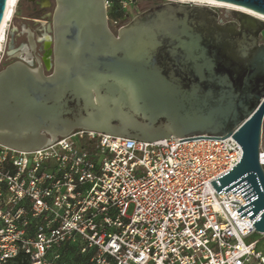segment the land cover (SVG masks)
Wrapping results in <instances>:
<instances>
[{
	"label": "water",
	"instance_id": "water-1",
	"mask_svg": "<svg viewBox=\"0 0 264 264\" xmlns=\"http://www.w3.org/2000/svg\"><path fill=\"white\" fill-rule=\"evenodd\" d=\"M264 16V0H215ZM8 0H0V28ZM170 1L136 15L118 33L105 0H55L53 48L0 70V144L45 148L83 129L157 142L233 138L243 154L211 182L241 192V218L264 234V20ZM32 51H36L30 33Z\"/></svg>",
	"mask_w": 264,
	"mask_h": 264
},
{
	"label": "built area",
	"instance_id": "built-area-1",
	"mask_svg": "<svg viewBox=\"0 0 264 264\" xmlns=\"http://www.w3.org/2000/svg\"><path fill=\"white\" fill-rule=\"evenodd\" d=\"M138 2L105 0L114 33ZM233 136L149 143L79 129L35 151L0 144V264H264L258 217L241 218L240 191L211 184L241 160Z\"/></svg>",
	"mask_w": 264,
	"mask_h": 264
},
{
	"label": "rangeland",
	"instance_id": "rangeland-1",
	"mask_svg": "<svg viewBox=\"0 0 264 264\" xmlns=\"http://www.w3.org/2000/svg\"><path fill=\"white\" fill-rule=\"evenodd\" d=\"M168 0H139V2L137 3L136 6L130 8L128 10V19L129 21L127 23H129L136 15L140 14L141 12L145 11L146 9L154 6L157 3H165ZM172 1H177V0H172ZM193 1L190 0H186L183 2H178L181 4H190V3H195ZM37 4L34 3V1H30V0H18V2L16 3L15 7H14V12H13V16L11 18V20L8 22L7 25V39L5 41L2 42L1 48H0V70L2 69L4 63L6 62V60L8 59V54L9 55H14L15 52L17 50H19L20 48H22V44L25 43V37H22L21 39L16 41V44H14L16 47L12 46V42H11V32H14L15 30L17 31L16 34H18L22 28L24 27H28L31 29V31H33L36 35V37L39 39L42 34H45V32H40V29H42V27H37L34 28L30 25H27L28 23H32L30 21H27L25 19H36V14H41L40 12H34L33 10H29V8L34 9V7ZM213 7V6H211ZM215 8L217 11H219L221 13V16H223L224 14H226V10H228L227 8H223V7H213ZM114 10H117L119 12L120 8L118 3H115L114 6ZM122 13V12H121ZM39 20L42 21V26H46L45 24V20L46 19H42V18H38ZM30 26V27H29ZM261 40L264 43V31L261 35ZM11 48V49H10ZM16 61V59H11L9 58V64L11 62ZM264 154V152H263ZM133 212V206H131V208L129 209V215H131ZM253 240H258L260 243V249L262 251H264V234L261 233H256L253 237Z\"/></svg>",
	"mask_w": 264,
	"mask_h": 264
},
{
	"label": "flooded vegetation",
	"instance_id": "flooded-vegetation-1",
	"mask_svg": "<svg viewBox=\"0 0 264 264\" xmlns=\"http://www.w3.org/2000/svg\"><path fill=\"white\" fill-rule=\"evenodd\" d=\"M30 1H34V3H36L37 5L34 7V9L29 8V10H33L36 13L40 12L41 14H36V16H35L36 19H25L27 21L32 22V23H28L27 25L31 24V26L34 28L42 27V29H40V32L44 31L45 34H42V36L38 39L36 37L35 33L33 31H31V29L28 27L22 28V30L18 34H16V32H17L16 30L14 32H11V42L13 44L12 46L16 47L14 44H16V41L21 39L22 37H25V43L22 44L23 45L22 48L17 50L14 55L8 54V57H7L8 59L4 63L2 69H4L5 67H7L9 65V58L17 60V58H15V55H17L18 53H21L23 59H26V51H28L29 53H31V57H30L29 61L32 62L33 67H38L39 66L38 59H41L45 73L49 75L53 72V67L51 68L50 71H48L43 59H44L45 54L48 53L53 48V45H52L53 33L49 30V28L52 25L53 13H54V9H55V0H45L48 2L46 4V6L43 5L44 0H30ZM160 4H163V3H157L150 8H153V7L158 6ZM150 8H148V9H150ZM148 9H146V10H148ZM221 17H222L224 22H228V21L232 20V17H230V16L227 17L225 14ZM38 18L46 19L45 20L46 26H42L41 25L42 21L39 20ZM30 33H33V37L35 40V44H36L35 45L36 46L35 52L32 51V47H31V43H30V37H31Z\"/></svg>",
	"mask_w": 264,
	"mask_h": 264
},
{
	"label": "bare ground",
	"instance_id": "bare-ground-1",
	"mask_svg": "<svg viewBox=\"0 0 264 264\" xmlns=\"http://www.w3.org/2000/svg\"><path fill=\"white\" fill-rule=\"evenodd\" d=\"M177 1H186V0H177ZM193 1V0H190ZM18 2V0H8L7 3V9H6V13H5V18L3 21V24L0 28V48L2 45V42L4 41L5 35H6V28L8 25V22L11 20L12 16H13V12H14V7L16 5V3ZM195 3L199 4V5H209V6H213V7H223V8H227L228 10H237L243 13H247L253 16H256L260 19L264 20V16L258 13H255L252 10H249L247 8H244L242 6H238V5H233V4H229V3H224V2H219V1H215V0H195ZM48 2L47 1H43V5L46 6Z\"/></svg>",
	"mask_w": 264,
	"mask_h": 264
},
{
	"label": "trees",
	"instance_id": "trees-1",
	"mask_svg": "<svg viewBox=\"0 0 264 264\" xmlns=\"http://www.w3.org/2000/svg\"><path fill=\"white\" fill-rule=\"evenodd\" d=\"M112 15L115 17H121L122 13L117 11V10H114ZM12 264H28V261L26 260V258L24 256H20Z\"/></svg>",
	"mask_w": 264,
	"mask_h": 264
}]
</instances>
